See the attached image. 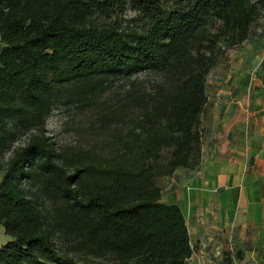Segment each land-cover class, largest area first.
Here are the masks:
<instances>
[{
  "label": "trees",
  "instance_id": "1",
  "mask_svg": "<svg viewBox=\"0 0 264 264\" xmlns=\"http://www.w3.org/2000/svg\"><path fill=\"white\" fill-rule=\"evenodd\" d=\"M254 1L0 0V223L11 238L0 264L192 257L185 216L162 202L161 182L199 168L207 80L251 37ZM128 10L150 29L108 24ZM142 73L152 88L133 93V131L119 148L68 154L49 136L58 103ZM68 240L74 256L64 252Z\"/></svg>",
  "mask_w": 264,
  "mask_h": 264
},
{
  "label": "rangeland",
  "instance_id": "2",
  "mask_svg": "<svg viewBox=\"0 0 264 264\" xmlns=\"http://www.w3.org/2000/svg\"><path fill=\"white\" fill-rule=\"evenodd\" d=\"M254 3L258 15L251 37L229 50L208 77V106L200 127L203 143L211 137L215 124L219 123L220 130H224L223 118L231 115V105L239 97L237 86L251 85L252 91L264 90V2L255 0ZM110 23L118 25L126 34L144 33L151 27L150 21L132 10L115 15ZM153 80L143 73L110 78L87 100L67 97L55 106L47 121L49 136L68 154L87 152L107 156L133 131V93L152 88ZM48 208L52 210V205ZM248 210L247 207L235 210L230 220L220 222L218 227L225 234H219V239L215 236L213 241H220L222 246L209 254L197 252V264H203V259L208 258L209 264H264V204L258 220L249 218ZM227 212L230 216L231 212ZM64 252L74 256L70 240L64 243Z\"/></svg>",
  "mask_w": 264,
  "mask_h": 264
},
{
  "label": "crops",
  "instance_id": "3",
  "mask_svg": "<svg viewBox=\"0 0 264 264\" xmlns=\"http://www.w3.org/2000/svg\"><path fill=\"white\" fill-rule=\"evenodd\" d=\"M3 44L0 39V52ZM232 113L223 118L224 130L214 125L202 145L201 164L194 171L178 170L164 178L162 202L178 205L186 219L194 253L185 264H197V252L222 246L213 241L225 234L218 225L235 210L247 207L258 220L264 204V90L236 87ZM247 94V95H246ZM2 174H0V182ZM230 211V216H227ZM214 226V227H212ZM247 229V228H246ZM232 234V232H231ZM0 223V247L10 241ZM209 258L203 264H209Z\"/></svg>",
  "mask_w": 264,
  "mask_h": 264
}]
</instances>
